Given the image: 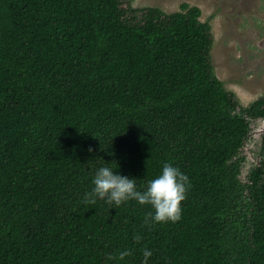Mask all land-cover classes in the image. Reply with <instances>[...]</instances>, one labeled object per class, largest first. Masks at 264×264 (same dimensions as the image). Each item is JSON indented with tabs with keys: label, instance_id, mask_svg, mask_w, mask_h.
Segmentation results:
<instances>
[{
	"label": "trees",
	"instance_id": "obj_1",
	"mask_svg": "<svg viewBox=\"0 0 264 264\" xmlns=\"http://www.w3.org/2000/svg\"><path fill=\"white\" fill-rule=\"evenodd\" d=\"M122 3L0 0V264H264V134L240 177L264 94L216 76L198 6ZM165 162L189 178L175 222L83 201L101 164L142 189Z\"/></svg>",
	"mask_w": 264,
	"mask_h": 264
},
{
	"label": "rangeland",
	"instance_id": "obj_2",
	"mask_svg": "<svg viewBox=\"0 0 264 264\" xmlns=\"http://www.w3.org/2000/svg\"><path fill=\"white\" fill-rule=\"evenodd\" d=\"M124 7L156 6L170 13L183 2L198 6L200 19L211 26L210 59L216 76L235 93L243 106L264 94V0H122ZM241 149L240 177L258 163L264 119L251 121Z\"/></svg>",
	"mask_w": 264,
	"mask_h": 264
},
{
	"label": "clouds",
	"instance_id": "obj_3",
	"mask_svg": "<svg viewBox=\"0 0 264 264\" xmlns=\"http://www.w3.org/2000/svg\"><path fill=\"white\" fill-rule=\"evenodd\" d=\"M188 186V176L169 162L163 163L160 173L147 180L142 189L137 186L135 176L121 174L116 168L101 164L94 171L92 188L84 194L83 201L94 204L100 199L110 208L135 200L152 206L153 211L149 213L152 220L175 222L180 219V202L185 199ZM144 255L145 258L150 256V250L146 249Z\"/></svg>",
	"mask_w": 264,
	"mask_h": 264
}]
</instances>
